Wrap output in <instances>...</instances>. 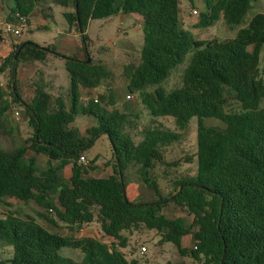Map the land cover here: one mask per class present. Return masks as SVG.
<instances>
[{
	"label": "trees",
	"instance_id": "obj_1",
	"mask_svg": "<svg viewBox=\"0 0 264 264\" xmlns=\"http://www.w3.org/2000/svg\"><path fill=\"white\" fill-rule=\"evenodd\" d=\"M6 22L21 24L45 0H10ZM182 0H52L64 9L70 30L81 34L86 48V29L93 20L138 15L145 20L147 35L139 63L123 68L129 95L139 93L143 105L155 117L171 116L179 129L197 118L199 132L198 171L180 174L181 165L192 163L188 156L167 162L164 150L179 134L160 127L143 129V140L136 143L131 134L137 114L117 108L114 81L116 73L94 64L87 57H65L73 107L67 111L61 97L53 98L42 85L33 84L31 102L19 94V63L44 62L50 54L59 56L54 45L40 46L23 41L12 53L0 57V77L9 72L10 81L0 84V133L6 134L4 119L13 104H23L31 127L23 146L0 147V208L7 198L54 211L51 223L58 221L71 232L97 223L104 238L61 235L42 226L32 216L8 212L0 217V248L12 249L0 264H140L123 251L133 232L157 231L161 242L173 243L182 256L204 264H264V13L245 18L255 0H207L210 14L203 16V27L223 19L229 28H240L233 39H195L184 29L180 17ZM78 7V11H77ZM28 26L27 19L25 28ZM5 40L0 32V44ZM22 47V49H21ZM21 52L15 58L18 50ZM191 54L180 86L166 89L163 84ZM88 58L91 61L88 63ZM101 86L107 90L95 93ZM87 91V105L79 108L80 91ZM10 97V99H9ZM12 98V99H11ZM230 100L241 104V111L227 113ZM79 115L93 117L96 125L84 133L73 127ZM215 118L224 129L207 128L203 122ZM106 134L114 157L108 178L91 174L97 162H81L97 137ZM38 156L48 158V166H38ZM138 167L141 180L156 199L131 201L126 190V171ZM70 168L69 178L64 172ZM159 178L171 181L167 195L159 188ZM170 189V188H169ZM174 206L193 218H169L164 210ZM192 235L191 251L183 247ZM195 247L197 249H195ZM70 249L81 260L63 256ZM10 252V251H9ZM8 252V253H9ZM202 253V255H201Z\"/></svg>",
	"mask_w": 264,
	"mask_h": 264
},
{
	"label": "rangeland",
	"instance_id": "obj_2",
	"mask_svg": "<svg viewBox=\"0 0 264 264\" xmlns=\"http://www.w3.org/2000/svg\"><path fill=\"white\" fill-rule=\"evenodd\" d=\"M184 2V1H183ZM189 5L188 2H186ZM202 8H206L205 3L201 4ZM182 9L184 5H181ZM52 11L46 10V14H49L48 25L49 28L46 31L31 32L25 26L22 28V36L19 38L13 35L7 34L2 29V34L8 41H26L32 42L40 46H50V44H56L59 40V30L68 31L69 27L66 20L63 17L64 9L59 5L52 4ZM258 13H264V0H255L252 4V9L249 11L245 18V26L249 23L252 17ZM181 19L183 18L180 14ZM190 17V16H189ZM188 17V19H189ZM135 18L128 16L126 21H121L119 16H114L111 19H99L93 20L89 23L86 29L87 38V51L90 54L94 64H103L110 70L116 73V79L114 81L115 96L117 99V108L127 113L137 114V126L135 130L131 131L134 141L138 144L143 140V129L147 127H160L165 130H171L179 134V139L172 145L168 146L164 150V156L167 162L179 161L185 157H193L192 163L181 165L177 168L180 174L196 175L198 171V143L197 136L199 132L198 119L192 118L185 129H179L175 123V119L171 116H159L152 115L148 106H145L141 102L139 93L133 94V99L128 100L127 95L129 91L126 87V80L123 76V68L126 65L132 63H139L141 59V52L146 40V34L137 29L139 24L135 23ZM193 20L199 19V16H192ZM123 24V25H121ZM226 24L223 21L216 22L208 27L204 32L205 34L214 33L220 40H225L228 32ZM243 27V26H242ZM195 37L198 36L196 31L193 32ZM82 43L81 34L78 33L76 38ZM206 41V40H205ZM191 54H189L184 63L178 66L172 73V76L163 84V86L170 90L176 88L182 83V76L189 65ZM260 67L264 63V46L260 55ZM35 66L33 62L25 63L20 62L17 71V84L19 88V94L21 98L27 102H31L34 97L33 84L42 85L46 93H49L53 98L61 97L64 101V105L68 112L73 107V98L71 96V85L68 73L66 71V65L63 60L56 57L54 54L48 56L47 61L41 62ZM40 68V69H39ZM42 72L43 76L37 73ZM33 80V83L32 82ZM9 72L0 77V82L8 83L10 81ZM106 86H101L95 93H102L106 91ZM10 99V97H9ZM12 99V98H11ZM89 97L87 91H80L79 108L87 105ZM260 108H264V99L260 103ZM227 113H236L241 111V104L237 101L230 100L229 104L225 106ZM20 112V116L16 113ZM6 134L0 136V147L5 149H15L23 146L25 139L30 136L31 127L29 126V118L26 116V108L21 104H13V108L9 111L4 119ZM96 125V120L93 117L79 115L75 118L73 127L80 130L82 133L87 128H91ZM203 125L207 128L224 129L226 124L215 118H207L204 120ZM85 156L88 161H94L98 159L97 164L103 165L112 161L114 157L113 147L110 138L106 134H101L96 138L93 145L85 151ZM38 166L41 169H46L48 166V158L45 156L38 157ZM110 172L113 174V165L109 166ZM105 169L101 167L98 172L93 173V176H105ZM65 177L69 178L70 169L64 172ZM126 190L127 196L130 200L134 192H138L143 182L139 173L138 167H129L126 171ZM160 190L163 194L167 195L172 188L171 181L169 179L159 178L157 180ZM170 188V189H169ZM146 191V190H145ZM142 193V191H141ZM146 198V197H145ZM144 198V199H145ZM18 213L21 217L32 216L44 226L46 229L59 233L61 235H74L82 236L88 235L97 237L99 239L108 240L104 238L100 232L99 225L93 223L90 226L84 227L79 232H71L64 224L57 222L51 223L46 218L40 216L41 213L46 215L49 219L54 218V211L52 209L45 210L39 207L34 202L25 204L12 198H7L5 204L0 208V217L6 215L8 212ZM167 214L172 218L181 217L189 225L192 223L193 218L187 216L184 212L170 206L166 208ZM191 238H183L182 242H188L189 251L194 247V243ZM162 237L157 231L145 230L143 232H133L130 235V241L125 253L129 258L139 260L140 264H204L203 262L192 259L190 254L182 256L176 246L173 243L161 242ZM145 246L147 253L141 254V248ZM10 251V252H9ZM9 252V253H8ZM75 253V257L80 258V253L74 252L70 249H64L61 251L63 256H70L75 258L72 254ZM202 255V253H201ZM12 256V249L8 247L0 248V258L8 259Z\"/></svg>",
	"mask_w": 264,
	"mask_h": 264
},
{
	"label": "crops",
	"instance_id": "obj_3",
	"mask_svg": "<svg viewBox=\"0 0 264 264\" xmlns=\"http://www.w3.org/2000/svg\"><path fill=\"white\" fill-rule=\"evenodd\" d=\"M186 2H188L189 5H187ZM202 3L203 4L205 3L206 8L205 7H204V9L202 8V6H201ZM52 4H54L52 2V0H45V1L40 2L38 4V6L36 7V9L33 11V13L30 14L26 18L27 24H28L27 28L29 29V31L35 32V31H46V30H48L49 25L47 23H48V18L50 17V15L46 14V10H48L49 12L52 11V9H51ZM181 5H184L183 9H182ZM9 10H13V11L15 10V6H14L13 2L10 0H0V32H2V29L4 28V24L7 20V14L9 12ZM194 11H197L198 13L194 14ZM180 14H182V16H183L182 21H183L184 29L188 33H190L195 39L201 40V41L219 39L218 35L216 36L214 33L205 34L204 32L208 29L209 26L203 27L201 24V22L203 21V16L210 14V10L207 6V0H182L181 4H180ZM118 16L121 18L122 22L126 21L128 16H132L133 18H135L134 19L135 23L137 22L139 24V26H137V29H141L147 35V28L145 26V20L143 17H140L138 15H122V14H120ZM192 16H199V19L193 20ZM188 17H189V19H188ZM219 21L224 22L223 19H220L217 22H219ZM121 25H123V24H121ZM243 27H245V25H243ZM226 28H227L228 32H230V33H227V36H226L225 40H223V41H228L230 39H233L236 36L238 30L242 27L232 29V28H229L227 26ZM194 31H196L198 33L197 37H195V34L193 33ZM58 32H59V38H58L59 40H57L56 44L55 43L50 44V46L54 45V47L57 50V53L59 54V56L55 55L56 57H59L61 60L64 61V63H65V57H72V58L76 57L80 60H84L87 57V52L85 51L86 50L85 46L83 45V43H81L80 41H78L76 39L78 36V33L76 32L75 29L70 30V28H69L68 31L63 29V30H59ZM27 41H29V40H26V42ZM21 42H23V41L15 42V41H8L7 39H5L0 44V57L3 59L8 57L12 53V51L14 50V46L21 43ZM40 63L41 62H33V64L37 67L39 66L38 64H40ZM37 74H39L40 76H43L42 72H40V73L38 72ZM33 80L34 79H32L31 83H33ZM0 84L2 85V87H5V83L0 82ZM1 135H5V134L2 132V133H0V136ZM25 141H26V139H25ZM38 157H40V156H38ZM37 160H38V158H37ZM97 167H98V170H100L101 167L106 168L105 169V176H93V173L98 172V170H96L91 174L92 177L108 178L112 175V172H110V167L105 166V164H103V165L97 164ZM68 169H70V168H68ZM113 173H114V168H113ZM141 191H142V193H141ZM132 199L133 200H131V201H135V202H146V201H152V200L156 199V196L152 190H150L149 188L146 187L145 184H143L140 186L138 192L133 193ZM164 213L169 218H171L167 214L166 209L164 210ZM176 218H181V217H176ZM172 219H174V218L172 217ZM82 236H88V235H82ZM90 237H92V236H90ZM187 237L191 238L190 240L192 243L193 236L188 235V236H185L184 238H187ZM94 238H97V237H94ZM97 239H99V238H97ZM100 240H102V239H100ZM104 241L110 242L109 239L104 240ZM182 243H183V247L189 249L190 246L188 247V242H185V243L182 242ZM77 254H79V252ZM72 255L75 257V253H73ZM75 259H77V258L75 257ZM81 259H82V255L80 254V258H78L77 260H81Z\"/></svg>",
	"mask_w": 264,
	"mask_h": 264
},
{
	"label": "built area",
	"instance_id": "obj_4",
	"mask_svg": "<svg viewBox=\"0 0 264 264\" xmlns=\"http://www.w3.org/2000/svg\"><path fill=\"white\" fill-rule=\"evenodd\" d=\"M198 12L197 11H194V14H197ZM21 21L22 23L21 24H16V23H12V22H5L4 24V30L7 34H10V35H13L14 37L16 38H19L22 36L23 32H22V28L25 26V23H26V19L25 18H21ZM127 99L128 100H132L133 99V96L132 95H128L127 96ZM17 116H20V113H16ZM81 162L85 163V164H88L89 161L85 158V157H81ZM195 249H197L195 247ZM147 253V249L145 246H143L141 248V254L142 255H145Z\"/></svg>",
	"mask_w": 264,
	"mask_h": 264
},
{
	"label": "water",
	"instance_id": "obj_5",
	"mask_svg": "<svg viewBox=\"0 0 264 264\" xmlns=\"http://www.w3.org/2000/svg\"><path fill=\"white\" fill-rule=\"evenodd\" d=\"M77 11H78V7H77ZM29 43H31V42H29ZM21 49H22V47H21ZM21 49H19L18 52L16 53V55H15V58H16V59L18 58V56H19V54H20V52H21ZM90 61H91V59L88 58L87 62L89 63Z\"/></svg>",
	"mask_w": 264,
	"mask_h": 264
}]
</instances>
